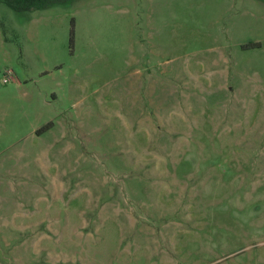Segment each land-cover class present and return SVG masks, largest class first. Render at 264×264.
<instances>
[{"label":"rangeland","instance_id":"374dc122","mask_svg":"<svg viewBox=\"0 0 264 264\" xmlns=\"http://www.w3.org/2000/svg\"><path fill=\"white\" fill-rule=\"evenodd\" d=\"M0 264H264V0H0Z\"/></svg>","mask_w":264,"mask_h":264},{"label":"trees","instance_id":"16d2710c","mask_svg":"<svg viewBox=\"0 0 264 264\" xmlns=\"http://www.w3.org/2000/svg\"><path fill=\"white\" fill-rule=\"evenodd\" d=\"M70 1L72 0H3L5 4L16 12L43 9L56 4L68 3ZM71 43H73V29Z\"/></svg>","mask_w":264,"mask_h":264},{"label":"built area","instance_id":"2783aa9c","mask_svg":"<svg viewBox=\"0 0 264 264\" xmlns=\"http://www.w3.org/2000/svg\"><path fill=\"white\" fill-rule=\"evenodd\" d=\"M9 76H10V77H12V74H11V72L9 73ZM8 79H9V78H6L5 80L7 81Z\"/></svg>","mask_w":264,"mask_h":264}]
</instances>
